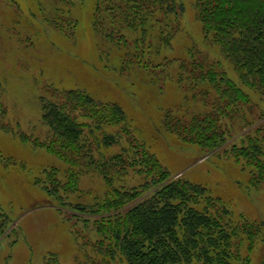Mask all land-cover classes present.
Wrapping results in <instances>:
<instances>
[{
	"label": "trees",
	"instance_id": "obj_1",
	"mask_svg": "<svg viewBox=\"0 0 264 264\" xmlns=\"http://www.w3.org/2000/svg\"><path fill=\"white\" fill-rule=\"evenodd\" d=\"M77 1L84 2L52 0L51 22L63 28L62 21L67 20L75 27L78 19L71 13ZM92 5V30L114 40L122 56L135 57L141 66L148 65L141 61L145 46L153 48V40L168 45L185 11L184 0H93ZM195 6L205 37L234 64L243 84L264 97V0H195ZM127 34L138 36L129 41ZM184 63L159 64L165 73L175 69V76L167 80L184 89L185 99H195L189 104L181 100L176 109L164 112L166 129L205 154L233 156L248 169L252 184L264 186V114L257 122L255 114L242 111L249 94L230 78L198 72L194 59L190 67ZM40 101L41 121L48 131L43 141H34L35 146L68 164L66 169L49 170L43 187L58 209L78 216L86 229L93 221L98 235L94 243L88 241L82 255L95 264L252 263L256 241L264 239V220L235 212L208 186L173 174L145 142H133L122 105L80 88H53ZM197 101L203 110L181 113ZM87 116L91 122L80 120ZM240 119L250 122L243 124V133L231 136L233 120ZM104 124L118 127L112 131ZM0 126L12 129L8 124ZM115 144L120 145L118 151L103 150ZM65 171L67 178L61 181L58 176ZM87 174L100 176L104 190L83 199L80 184ZM8 221L0 211V235Z\"/></svg>",
	"mask_w": 264,
	"mask_h": 264
},
{
	"label": "rangeland",
	"instance_id": "obj_2",
	"mask_svg": "<svg viewBox=\"0 0 264 264\" xmlns=\"http://www.w3.org/2000/svg\"><path fill=\"white\" fill-rule=\"evenodd\" d=\"M184 1L185 11L169 44L153 40V48L145 46L142 50L141 61L148 64L146 67L135 57L128 60L122 56L114 40L92 30L93 0L77 1L71 14L78 23L72 27L73 22L62 21L63 28L51 22L55 15L52 0H0V125L12 128L0 126V211L9 220L0 235V264H95L82 255L87 251L86 244L98 238L93 221L86 229L78 216L66 208L58 209L43 187L48 183L49 170L68 167L34 143L47 138L40 98L53 88H80L102 101L119 103L130 119L133 142H145L176 176L184 174L208 186L235 212L263 222L264 186L251 183L248 169L231 155L205 154L194 144L182 143L164 125L168 108L176 109L179 101L189 104L195 99H185L184 89L167 80L175 76V69L165 73L159 64L172 62L176 66L185 61L190 67L193 59L198 72L225 75L248 92L250 101L241 109L255 114L254 121L264 114V97L243 84L234 64L212 39L205 37L195 0ZM137 36L127 34L129 41ZM190 106L187 111L180 109L181 113L187 115L204 107L201 101ZM2 107L6 113H2ZM88 118L80 120L91 122ZM248 122L233 120L231 136L243 133V124ZM104 125L112 131L118 127ZM120 145L103 150L112 154ZM65 174H59L61 181L67 178ZM80 187L85 193L83 199L104 190L96 174L82 177ZM263 259L261 239L256 241L250 264H260Z\"/></svg>",
	"mask_w": 264,
	"mask_h": 264
}]
</instances>
